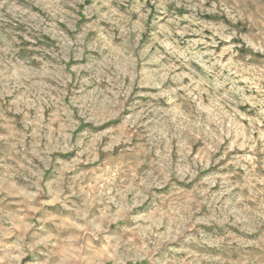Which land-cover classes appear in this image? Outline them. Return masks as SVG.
Listing matches in <instances>:
<instances>
[{"label":"rangeland","instance_id":"obj_1","mask_svg":"<svg viewBox=\"0 0 264 264\" xmlns=\"http://www.w3.org/2000/svg\"><path fill=\"white\" fill-rule=\"evenodd\" d=\"M0 264H264V0H0Z\"/></svg>","mask_w":264,"mask_h":264}]
</instances>
